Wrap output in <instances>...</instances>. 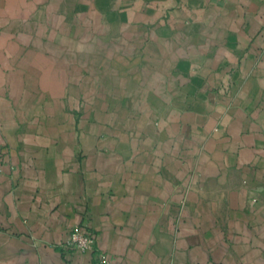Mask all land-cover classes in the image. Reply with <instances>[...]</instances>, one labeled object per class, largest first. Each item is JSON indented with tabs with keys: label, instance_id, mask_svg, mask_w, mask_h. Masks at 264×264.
Wrapping results in <instances>:
<instances>
[{
	"label": "crops",
	"instance_id": "0c3cea01",
	"mask_svg": "<svg viewBox=\"0 0 264 264\" xmlns=\"http://www.w3.org/2000/svg\"><path fill=\"white\" fill-rule=\"evenodd\" d=\"M264 264V0H0V264Z\"/></svg>",
	"mask_w": 264,
	"mask_h": 264
},
{
	"label": "built area",
	"instance_id": "2783aa9c",
	"mask_svg": "<svg viewBox=\"0 0 264 264\" xmlns=\"http://www.w3.org/2000/svg\"><path fill=\"white\" fill-rule=\"evenodd\" d=\"M63 246L83 253H91L101 264L110 263L109 256L97 249L96 234L83 228L81 225L77 224L72 227L69 237Z\"/></svg>",
	"mask_w": 264,
	"mask_h": 264
}]
</instances>
